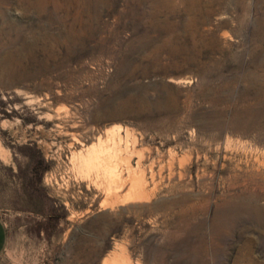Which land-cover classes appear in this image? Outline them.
Wrapping results in <instances>:
<instances>
[{
  "label": "rangeland",
  "instance_id": "rangeland-1",
  "mask_svg": "<svg viewBox=\"0 0 264 264\" xmlns=\"http://www.w3.org/2000/svg\"><path fill=\"white\" fill-rule=\"evenodd\" d=\"M90 1L29 80L60 29L0 0V264H264V0Z\"/></svg>",
  "mask_w": 264,
  "mask_h": 264
},
{
  "label": "bare ground",
  "instance_id": "bare-ground-1",
  "mask_svg": "<svg viewBox=\"0 0 264 264\" xmlns=\"http://www.w3.org/2000/svg\"><path fill=\"white\" fill-rule=\"evenodd\" d=\"M49 6H51V10H50V15H51V18H52V20H51L52 23L51 24H56L57 27L60 29V33H61V36L58 37L59 35L57 34L58 36H56L54 40H55L57 46H62L65 49V55H63L60 59L58 58L57 62L55 64L50 65L49 63L45 62V63H40L39 65H37L35 67L28 68L26 73H21L20 74L21 79L33 80L38 75L49 72L51 66H54V67L59 66V64L61 63V60H70V59H72L73 56L75 55V53H73L71 51L72 48L74 46L78 45L80 42L82 43V41L87 39L88 37L89 38L92 37L91 24L86 20L87 16H90L91 12H93V3H92V1H90V0H40V6H39L40 12L44 13L45 11H47ZM166 8L167 7H165V6L163 7V9H166ZM3 9L4 8H2V10ZM60 13H63V15L59 16ZM160 13H161V11L159 10L158 12H156L155 16L158 17L160 15ZM10 21H11V19H10ZM13 23H12V25H13ZM169 28L177 30V28H179V25L178 24L175 25V23H174V24H171V26ZM14 41H15L14 39H9L5 43L10 50H12V47L14 46ZM29 47L31 48V46H28V43L24 41L23 50H25V49H27ZM69 48H71V49H69ZM181 52H183V51H181ZM20 54H21L20 52H16V51L12 50L6 57H4L2 59H3V61H16L17 62L18 59H19ZM28 57H29V55H28ZM113 142H115V140H113ZM113 145H114V143H113ZM90 149L93 150V148H90ZM89 150H87V151L89 152ZM82 154L83 153L80 152L79 156H82ZM97 154H99V153H97ZM99 157H100V155H99ZM99 157L98 156L97 157H93L92 156L93 163L92 162L91 163L93 165H96L98 163L100 164ZM89 161H90V158H89ZM131 168L132 167L128 163V166H127V172L128 173L131 172V170H132ZM110 170H112V169H110ZM117 171L113 170V172H112L113 175H111V176H109L110 174H108V173H107L108 176H107V174L106 175L104 174L105 177L106 176L109 177L108 180H107V184H106V186H107L106 190H108V193H110V194L112 192L113 193H117L120 190H124V188L126 187V185L128 183V180L126 178L124 180L122 179V176H123L122 172H120V171L117 172ZM102 172L105 173L106 170L103 169ZM104 205L107 206L108 204H104ZM122 264H130V262L129 263H122Z\"/></svg>",
  "mask_w": 264,
  "mask_h": 264
},
{
  "label": "crops",
  "instance_id": "crops-1",
  "mask_svg": "<svg viewBox=\"0 0 264 264\" xmlns=\"http://www.w3.org/2000/svg\"><path fill=\"white\" fill-rule=\"evenodd\" d=\"M3 240H4V230H3V226L0 222V250H1L2 245H3Z\"/></svg>",
  "mask_w": 264,
  "mask_h": 264
}]
</instances>
